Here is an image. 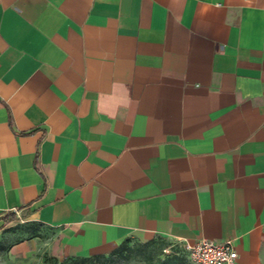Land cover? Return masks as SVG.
I'll return each instance as SVG.
<instances>
[{"label":"crops","instance_id":"obj_1","mask_svg":"<svg viewBox=\"0 0 264 264\" xmlns=\"http://www.w3.org/2000/svg\"><path fill=\"white\" fill-rule=\"evenodd\" d=\"M154 237L264 264V0H0V264Z\"/></svg>","mask_w":264,"mask_h":264},{"label":"rangeland","instance_id":"obj_2","mask_svg":"<svg viewBox=\"0 0 264 264\" xmlns=\"http://www.w3.org/2000/svg\"><path fill=\"white\" fill-rule=\"evenodd\" d=\"M132 245L135 247L124 254L110 256L111 251L99 253L84 264H197L184 243L168 238L154 237L145 241L131 238Z\"/></svg>","mask_w":264,"mask_h":264},{"label":"built area","instance_id":"obj_3","mask_svg":"<svg viewBox=\"0 0 264 264\" xmlns=\"http://www.w3.org/2000/svg\"><path fill=\"white\" fill-rule=\"evenodd\" d=\"M184 244L197 264H235L238 257L231 240L217 242L204 238L193 244Z\"/></svg>","mask_w":264,"mask_h":264},{"label":"trees","instance_id":"obj_4","mask_svg":"<svg viewBox=\"0 0 264 264\" xmlns=\"http://www.w3.org/2000/svg\"><path fill=\"white\" fill-rule=\"evenodd\" d=\"M130 242H131V239L129 238L123 241L122 243H120L110 252V256L124 254L126 251L133 249L135 245L130 246ZM95 256H97V254H91L88 256H69L65 258L62 262H60L59 264H84V263L90 262ZM50 261H51V264H57L56 260H50ZM167 264H172V262L167 263Z\"/></svg>","mask_w":264,"mask_h":264}]
</instances>
